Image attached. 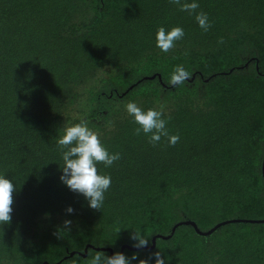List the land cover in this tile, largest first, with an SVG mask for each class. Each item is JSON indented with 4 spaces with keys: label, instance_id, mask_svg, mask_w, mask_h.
Listing matches in <instances>:
<instances>
[{
    "label": "trees",
    "instance_id": "trees-1",
    "mask_svg": "<svg viewBox=\"0 0 264 264\" xmlns=\"http://www.w3.org/2000/svg\"><path fill=\"white\" fill-rule=\"evenodd\" d=\"M196 2L207 33L168 0H0V174L17 187L0 264H68L88 259V245L114 255L133 247L134 230L155 240L123 250L138 256L132 264L157 251L165 264H264V222L208 235L185 225L264 220V0ZM158 26L185 31L168 54L156 47ZM177 65L192 78L174 88ZM129 101L162 107L180 142L153 147L135 135ZM81 119L122 154L98 165L112 177L100 211L60 180L56 139Z\"/></svg>",
    "mask_w": 264,
    "mask_h": 264
},
{
    "label": "clouds",
    "instance_id": "clouds-1",
    "mask_svg": "<svg viewBox=\"0 0 264 264\" xmlns=\"http://www.w3.org/2000/svg\"><path fill=\"white\" fill-rule=\"evenodd\" d=\"M169 4L174 5L181 12L188 13L189 16H195V20L203 32L207 33L212 23L208 14L204 11H198L200 5L196 0H168ZM185 31L182 27H172L170 30L164 26H158L155 41L156 47L164 54H168L176 47L177 42L183 40ZM224 43L223 38L218 41ZM184 55H188L187 52ZM192 74L187 71L183 65H177L170 79L166 83L170 87H180L186 81L191 80ZM126 112L132 118L131 122L137 125L134 134L145 135L148 143L153 147L161 143L162 138L167 139L169 147H175L180 142L179 134H171L167 128L168 119H165V113L161 107L159 110L150 108L143 110L137 103L129 101L126 104ZM57 150L61 153L63 166L61 167V182L73 193L82 195L88 202L91 209L100 211L103 208L106 196L105 194L112 186L111 175L101 174L98 165L103 164L105 168L112 167L116 162L122 159L119 152L111 153L104 146L100 134L89 127L86 119H81L72 126L63 128V134L56 139ZM17 191L13 180L7 179L4 174H0V227L10 225L12 222L14 193ZM68 214L74 213L72 207L66 209ZM72 222L65 220L64 229L70 231ZM130 239L134 241L133 247L143 249L149 246L150 238L139 230H134ZM155 258V264H165V259L161 251L152 254ZM138 256L131 258L117 252L112 256H107L104 252H88V259L81 260L79 256L70 260L68 264H132ZM149 260H139V264H149Z\"/></svg>",
    "mask_w": 264,
    "mask_h": 264
},
{
    "label": "water",
    "instance_id": "water-1",
    "mask_svg": "<svg viewBox=\"0 0 264 264\" xmlns=\"http://www.w3.org/2000/svg\"><path fill=\"white\" fill-rule=\"evenodd\" d=\"M154 78L153 76L150 77V79ZM158 79L160 80V75H158ZM262 177H263V182H264V155H263V161H262ZM240 221H243V222H248V223H260V222H264V220H261V221H254V220H229V221H225V222H221L219 223L218 225H216L215 227H213L211 230H209L208 232H201L200 230L197 229L196 225L193 223V222H185V225H192L194 228H195V231L198 233V234H210L212 233L213 231H215L217 228H219L220 226L222 225H225V224H228L230 222H240ZM174 230V229H173ZM158 237H162L163 239H167L168 237H165V236H159ZM154 240L155 238H153L152 240V244L150 246H147L145 247V249H152L154 247ZM90 247L92 249H95L96 251H104V252H108L109 253V256H112L113 255V251L111 248H96V247H93V246H86L85 249H84V254L83 256H85L86 252H87V248ZM127 248L128 250H131V251H138L140 249H137L135 247H132V246H128V245H123L121 247V250H120V253L123 254V250ZM73 253L70 254V256H72Z\"/></svg>",
    "mask_w": 264,
    "mask_h": 264
}]
</instances>
